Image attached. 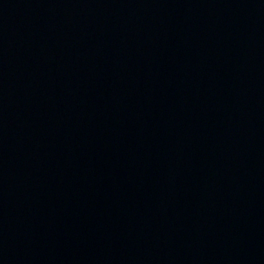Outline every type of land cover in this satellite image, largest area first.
Instances as JSON below:
<instances>
[{
	"label": "water",
	"instance_id": "1",
	"mask_svg": "<svg viewBox=\"0 0 264 264\" xmlns=\"http://www.w3.org/2000/svg\"><path fill=\"white\" fill-rule=\"evenodd\" d=\"M0 264H264V0H0Z\"/></svg>",
	"mask_w": 264,
	"mask_h": 264
}]
</instances>
